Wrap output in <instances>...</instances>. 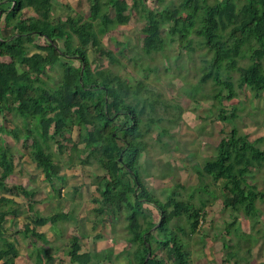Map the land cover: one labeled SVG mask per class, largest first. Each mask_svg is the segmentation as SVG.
<instances>
[{"label": "trees", "instance_id": "1", "mask_svg": "<svg viewBox=\"0 0 264 264\" xmlns=\"http://www.w3.org/2000/svg\"><path fill=\"white\" fill-rule=\"evenodd\" d=\"M129 1L131 11L143 21L142 50L146 54L162 51V26L168 24L170 41L179 48L192 49L196 39L211 55L203 59L199 79L200 83L210 80L218 87L213 98L219 120L227 123L237 117L222 102L237 94L233 82L221 77L223 69L236 70L238 89L247 87L254 96L264 93V0H244L240 5L234 0H179L178 5L160 11L148 8L146 0ZM85 2L89 15H101L95 24L72 8H68L64 20L55 22L53 0H0V118L5 120L11 115L25 123L34 122V128H27L22 139L31 140L30 158L51 186L64 177L47 151L50 141L56 143L59 152L65 148L60 141H68L76 165H96L103 171L94 177L99 194L94 200L99 205L95 214L101 216L99 223L111 224L124 213L125 241L134 249L136 264H190L181 236L184 230L171 227V223L184 217L194 230L205 202L196 208L174 193L159 201L150 195L139 172L141 155L148 147L146 137L161 123L160 118L153 117L159 95L151 99L143 80L131 84L110 68L92 67L88 57V50L93 49L98 59L120 62L102 45L100 36L130 22L127 0ZM56 65L60 78L51 88L44 78ZM75 128L77 141L66 138ZM18 130L0 125V134L6 132L16 140ZM161 133L167 134L168 129L163 128ZM261 168L264 148L259 149L231 126L219 140L214 156L198 172L220 184L225 191L223 207L249 216L257 210L256 202L264 200L263 194L248 182L250 173ZM13 169L14 157L1 144L0 192L20 190L30 205L32 193L21 187L8 188L5 183ZM8 201L0 196V238L7 215L3 203ZM153 214L158 216L156 222L151 219ZM46 221L39 218L33 224ZM71 249V261L85 257L77 255L76 243ZM156 249L163 253L161 257L155 254ZM7 255L8 262L0 264H8L15 256L9 246L3 245L0 261Z\"/></svg>", "mask_w": 264, "mask_h": 264}, {"label": "rangeland", "instance_id": "2", "mask_svg": "<svg viewBox=\"0 0 264 264\" xmlns=\"http://www.w3.org/2000/svg\"><path fill=\"white\" fill-rule=\"evenodd\" d=\"M213 1L207 0L208 3ZM234 1L240 5L244 0ZM178 3L179 0H146L148 8L155 11L166 6H176ZM127 4L128 12L131 13L130 22L100 36L102 45L120 62L111 64L106 58L98 59L93 49L88 50V57L92 67L102 65L110 68L131 84L143 80L151 99L156 98V94L159 95L153 117L160 118L161 123L153 127L146 137L148 147L140 158L139 172L142 181L150 195L159 201L163 202L174 193L178 199L189 201L196 208L205 202L194 230L189 227L184 217L171 223V227L184 230V235L181 236L184 248L189 253L190 264H264V200L256 202L257 210L249 216L240 211L226 209L222 204L225 191L220 184L216 185L208 177H201L198 172L203 163L214 156L219 140L227 135L231 126H236L239 133L245 134L256 147L264 148V93L254 96L247 87L238 89L236 70L223 69L221 77L229 78L233 82L237 94L232 100L223 99L222 102L225 109L236 113L237 117L227 123L222 122L217 117L218 106L213 98L218 87L210 80L200 83L199 79L203 59L211 55L198 45L196 39L192 49L179 48L175 42L170 41L168 24L162 26L165 39L162 51L146 54L142 50L143 21L131 11L129 0ZM68 8L74 9L83 19L94 24L101 17L100 14L89 15L85 0H53L52 20H64ZM59 78L60 68L56 65L49 69L44 81L48 87L53 88L58 84ZM226 94L223 89L222 96L225 97ZM2 124L5 129L11 126L19 129L18 140L6 132L0 134L4 142L9 144L5 143L7 146L3 147L12 151L18 162L23 157L27 159L31 140L22 142V137L27 128H34V122L29 120L25 123L18 117L6 115L5 120L0 118V125ZM163 128L168 129L167 134L161 133ZM65 137L77 141L76 128L70 136L66 134ZM0 141L3 140L0 138ZM10 141L15 142L11 144ZM60 143L65 146L60 152L54 141L48 142L47 149L52 153L53 161L60 165L64 177L62 181H54V188L62 189L65 193L69 186L80 180L83 186L89 187L88 191L92 188L94 195L91 197H96L94 177L101 175L103 171L96 165H76L71 144L68 141ZM10 144L15 146L10 147ZM33 180L35 178H31L32 183H35ZM248 182L264 196V168L253 170ZM203 186H206L204 190L208 192H203ZM209 193H214L215 196L212 197ZM148 208L152 209L150 206ZM151 219L156 222L157 214H153ZM125 225L123 213L116 222L111 223L112 233L126 235ZM227 253L233 255V258L230 259ZM155 254L159 257L163 255L158 249ZM166 264L171 263L166 261Z\"/></svg>", "mask_w": 264, "mask_h": 264}, {"label": "crops", "instance_id": "3", "mask_svg": "<svg viewBox=\"0 0 264 264\" xmlns=\"http://www.w3.org/2000/svg\"><path fill=\"white\" fill-rule=\"evenodd\" d=\"M0 138L3 140L0 141L2 146H7V141ZM14 142L10 141L11 144ZM11 144L10 147L15 146ZM10 154L14 155L12 151ZM19 161L14 157V169L5 183L8 188L21 187L32 193L33 197L29 205L20 190L0 192V196L9 200L3 203L7 215L2 223L0 249L7 245L15 252L8 264L136 263L134 249L125 241L127 236L112 233L109 223H99L101 216L95 214L99 205L94 202L99 198L97 191V196L91 197L94 195L92 188L88 191L89 187L83 186L79 180L64 193V190L54 188L44 180L30 155ZM31 178H35V183H32ZM39 218H46L47 221L34 225ZM74 243L77 245V255L85 257L73 262L71 247ZM9 257L7 255L0 263L8 262Z\"/></svg>", "mask_w": 264, "mask_h": 264}, {"label": "water", "instance_id": "4", "mask_svg": "<svg viewBox=\"0 0 264 264\" xmlns=\"http://www.w3.org/2000/svg\"><path fill=\"white\" fill-rule=\"evenodd\" d=\"M149 256H150V255L148 254V255H147V257H146V259H148V258H149Z\"/></svg>", "mask_w": 264, "mask_h": 264}]
</instances>
